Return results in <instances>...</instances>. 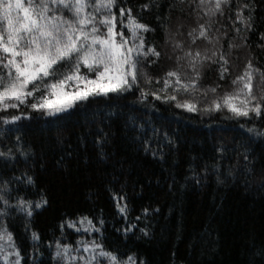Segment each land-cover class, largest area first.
Listing matches in <instances>:
<instances>
[{"label": "trees", "instance_id": "trees-1", "mask_svg": "<svg viewBox=\"0 0 264 264\" xmlns=\"http://www.w3.org/2000/svg\"><path fill=\"white\" fill-rule=\"evenodd\" d=\"M214 2L117 0V27L121 8L148 26L132 89L58 116L27 105L0 111V229L21 264H65L57 245L83 241L134 264H264V114L237 117L223 101L246 70L264 94V0L210 12ZM238 13L251 14V28ZM71 71L65 64L57 78ZM81 219L92 233L79 231Z\"/></svg>", "mask_w": 264, "mask_h": 264}, {"label": "snow or ice", "instance_id": "snow-or-ice-1", "mask_svg": "<svg viewBox=\"0 0 264 264\" xmlns=\"http://www.w3.org/2000/svg\"><path fill=\"white\" fill-rule=\"evenodd\" d=\"M228 2L229 0H215L209 11L220 12L222 4ZM200 3L204 4L205 0H200ZM116 4L117 0H0V22H3V27L0 28V111L27 105L34 111L58 116L90 97L107 96L109 93L132 89L141 74L139 58L147 55L142 52L144 41L140 33L141 30L148 31V26L138 22L131 15V9L119 10L121 17L127 14V24L124 27L133 38L139 40L138 44L129 46L123 31H116ZM242 8H250V5L244 4ZM237 18L244 20L251 28L250 13L246 19L238 13ZM117 36L120 37L119 40ZM200 36L206 37V31H201ZM149 51L157 57L160 55L155 49ZM185 55L195 59L201 54L196 52L193 56V53L187 52ZM65 64L70 66L71 74L62 75L58 79V69ZM190 66L195 70L194 63ZM81 67H86L95 78L80 75ZM248 69H252L251 63ZM253 75V71L246 70L243 76L233 81L237 89L223 97L224 106L237 117L264 114V94L257 96L253 93ZM261 75L264 76V73ZM168 76H176L179 83L177 72H169ZM66 80L76 82V87L71 91L65 90ZM81 83L83 87L80 86ZM190 86L184 84L182 87L186 90ZM29 97L35 102H30ZM175 98L168 97L173 100ZM214 106L217 111L221 109L219 102H214ZM177 107H185L188 111L197 110L191 103L177 104ZM21 118L20 115H12L11 121ZM4 122L8 123L9 120L4 118ZM42 203L46 204L47 200ZM35 206L41 207V204ZM120 211L124 212L126 208L121 207ZM28 214L31 215L30 207ZM5 239L12 242V235L7 230L0 232V241ZM96 249H99L98 255ZM3 250L4 245L0 244V251ZM85 250H88L87 245ZM56 256L65 261V264H73L67 245L63 246V250L57 245ZM98 257L106 259L107 264H121L116 254L107 252L102 245L96 244H93V254L84 264H104ZM4 260L5 264H12L7 254ZM15 264H19V261ZM125 264L134 262L129 257Z\"/></svg>", "mask_w": 264, "mask_h": 264}, {"label": "rangeland", "instance_id": "rangeland-1", "mask_svg": "<svg viewBox=\"0 0 264 264\" xmlns=\"http://www.w3.org/2000/svg\"><path fill=\"white\" fill-rule=\"evenodd\" d=\"M117 22H119V18H117ZM127 24V19H126V22H123L122 25L118 28L116 24V31L117 32H120V31H123L124 33V29L123 27ZM144 31L141 30V33L140 35L142 36V33ZM124 37L128 40L129 42V46H134V44H138L139 43V40L135 39L132 37L131 33L128 31L127 34L124 33ZM120 37L117 36V40H119ZM144 50V47L142 49V52ZM86 69V67H84ZM86 71L88 72V70L86 69ZM89 73V72H88ZM70 73H68L67 75H70ZM80 75H86V74H82V73H79ZM93 76H90V78H95L94 77V74H91ZM65 85H66V88L65 90H68V91H71L72 89H74L76 87V82L74 81H68L66 80L65 81ZM81 87H83V83L80 84ZM74 225V224H73ZM75 226V225H74ZM76 226L78 227L79 231H87V232H90L92 233L93 232V228L91 226V223L89 220L87 219H81L79 220L77 223H76ZM5 229H0V232H3ZM0 244H3L4 245V250L3 251H0V264H5V260H4V256L7 254L8 255V259L9 261L12 262V264H15V262L18 260L19 261V264L20 263V257L19 255L17 256L16 253H17V249L16 247L14 246L13 242L9 243L6 239L3 240V241H0ZM93 244H96V245H99L97 244L96 242H92V241H89V242H78L76 244V247L75 248H72L69 246L70 248V254H71V258H72V262L73 264H84V262L93 254ZM85 245L88 246V250L86 251L85 250ZM68 246V245H67ZM61 250H63V246H60ZM96 254L98 255L99 253V249H96ZM56 252H57V249L55 251V255H56ZM99 259L103 260L104 261V264H107V261L106 259L104 258H101V257H98ZM128 259L124 262H121V264H125V262H127ZM65 262V261H64ZM95 264V262H94Z\"/></svg>", "mask_w": 264, "mask_h": 264}]
</instances>
